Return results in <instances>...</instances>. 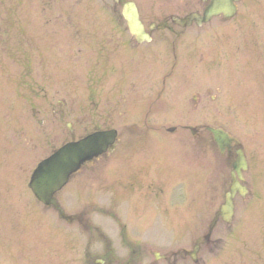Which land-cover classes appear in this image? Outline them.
Instances as JSON below:
<instances>
[{
    "label": "rangeland",
    "instance_id": "rangeland-1",
    "mask_svg": "<svg viewBox=\"0 0 264 264\" xmlns=\"http://www.w3.org/2000/svg\"><path fill=\"white\" fill-rule=\"evenodd\" d=\"M132 1L158 26L139 71L100 62L125 55L112 0H0V264H264V0L185 29L169 15L199 11L200 0ZM204 125L238 137L249 164L248 194L208 243L231 168ZM106 128L117 129L116 147H145L135 159L153 184L128 189L129 168L100 163L58 193L75 216L62 221L36 201L30 173L72 136ZM195 243L196 262L183 255Z\"/></svg>",
    "mask_w": 264,
    "mask_h": 264
},
{
    "label": "water",
    "instance_id": "water-1",
    "mask_svg": "<svg viewBox=\"0 0 264 264\" xmlns=\"http://www.w3.org/2000/svg\"><path fill=\"white\" fill-rule=\"evenodd\" d=\"M114 1L117 2L118 0ZM238 1L240 0H209L202 14L194 12L183 18L172 16L171 20L173 23L180 26H187L192 20L200 25L217 15H222L224 19H230L236 14L237 7L235 3ZM121 13L126 21L129 32L132 33L138 41L148 38L139 19L137 8L133 2L127 1L123 3ZM189 129L194 133L192 127H189ZM207 129L212 134L213 140L221 152L224 150L230 152L233 144L238 145V140L231 137L223 129L209 126ZM170 130L172 131L173 128ZM115 139L116 130L114 129L96 130L78 140L63 144L37 163L30 175L28 187L38 201L46 206H52L61 219L69 222L71 218L64 214L63 209L55 200V193L67 183L70 176L76 172L84 162L114 147ZM235 154V159L231 165L232 171L230 173L231 183L229 190L224 193L223 203L207 225L208 231L204 235L205 239L209 238L218 219H221L227 224L231 223L234 215L235 196L239 195L244 198L247 193L246 186L241 184L240 181H243V172L247 170L248 165L241 148H236ZM197 251L198 246L195 245L191 252L185 253L195 261Z\"/></svg>",
    "mask_w": 264,
    "mask_h": 264
},
{
    "label": "flooded vegetation",
    "instance_id": "flooded-vegetation-1",
    "mask_svg": "<svg viewBox=\"0 0 264 264\" xmlns=\"http://www.w3.org/2000/svg\"><path fill=\"white\" fill-rule=\"evenodd\" d=\"M122 2H124V0H119V3L114 4V5L119 6V4ZM206 5H207V2H203L200 0V2H199L200 10L198 12H201ZM195 11H197V10H195ZM190 12H192V11H190ZM190 12H188V13H190ZM188 13L179 14L178 16L183 17ZM170 15H172V14H170ZM169 21H170V18H169ZM142 22L144 23L143 20H142ZM192 25H195V24L193 23ZM144 26H145L147 31L149 30V28H153V31L152 32L150 31V33H149L150 39L148 41H143L141 43H138L136 41L135 37L130 35L127 32L125 34V36L122 38V41H121L122 47L120 49V51L124 52L125 55H119L118 56L115 54L116 52H113L109 55L108 58L106 56H103L101 58V61L99 60L101 62V64L109 63L110 61H113V63H111L112 64V66H111L112 71H113V67H114V69H116L118 71H122V68L125 71H127V70H129V68L136 67V66H139L138 70H136V71H139V69H141V70L146 69L148 67L146 62H147V58H148L147 55L149 54V45L155 41L154 37H153V32L158 26H156L153 22H151L149 24L144 23ZM181 29H183V28H181ZM182 34L183 33H177L176 36H179ZM159 39L165 40L164 37H160ZM178 39H180V38L176 37V42ZM135 54L137 55L136 58H135ZM101 70L102 71H101L100 75H103L105 70L104 69H101ZM143 77H141V78H143ZM142 80H144V79H142ZM115 81L118 82L119 77H117V79L115 78ZM121 82H122V80L120 81L119 85L121 84ZM116 91H118V87L116 88ZM70 127H71V125H70ZM198 128H196V132H198V130H199ZM202 129H204V126ZM71 131H72V128H71ZM117 142H118V138H117ZM212 145H213V149L216 150V147H215L213 141H212ZM144 153H146L145 147H132V148H130V147H113L111 150H107L104 153L100 154L99 156L93 158L92 160L84 163L80 167V169L75 174H73L71 179L76 177L79 181H81L84 178H89L91 173L96 171L95 168L98 167V165L100 163L104 164L107 161H109L110 159H114L115 161H117L120 164L121 167L129 168V171H130L129 173L131 175L122 177V179L125 180L124 183L128 184V186H126V187L128 189L137 188L138 190H141L144 187L145 183L148 186H151L153 184L151 181H147L145 177L140 175L143 172V168L148 167L146 165V161H144L142 159H135V157H137V156H140V158L143 157ZM219 154L224 159L225 163H227L228 165L231 164V162L234 158L233 149L231 150L230 155H228L226 152H224V153L219 152ZM133 157H134V159H131ZM131 168H134L135 170H131ZM166 184H167V179L163 177L161 182L158 184L157 189L158 190L164 189L166 187ZM155 194H156V192H155ZM112 215H113V218L114 219L116 218V220H117V217L114 216L113 213H112Z\"/></svg>",
    "mask_w": 264,
    "mask_h": 264
}]
</instances>
